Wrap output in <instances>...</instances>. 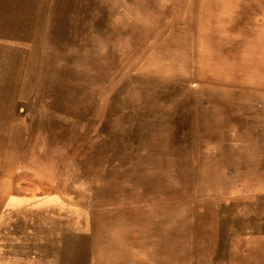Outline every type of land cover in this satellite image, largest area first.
I'll return each instance as SVG.
<instances>
[{
	"label": "rangeland",
	"instance_id": "374dc122",
	"mask_svg": "<svg viewBox=\"0 0 264 264\" xmlns=\"http://www.w3.org/2000/svg\"><path fill=\"white\" fill-rule=\"evenodd\" d=\"M0 51V264H264V0H0Z\"/></svg>",
	"mask_w": 264,
	"mask_h": 264
},
{
	"label": "crops",
	"instance_id": "0c3cea01",
	"mask_svg": "<svg viewBox=\"0 0 264 264\" xmlns=\"http://www.w3.org/2000/svg\"><path fill=\"white\" fill-rule=\"evenodd\" d=\"M17 199V200H16ZM23 200V198L22 199H19V198H10V200H8L7 199V201H8V205L10 206V207H22V205H23V203H25V202H23L22 201ZM29 204V203H28ZM8 237V236H7ZM45 236H43L42 237V239H44L45 240V238H44ZM9 240V239H8ZM62 240H63V238H62ZM41 241V240H40ZM64 244H61L62 246H56V247H53V248H51V249H49V250H46V249H48V248H46L45 249V247H44V250H42V251H44V252H52V253H54V255H55V264H67V262H66V258H65V253L67 252V245H68V243H69V240H68V238L67 237H65L64 238ZM12 243V242H11ZM42 245L43 246H45L46 245V240L45 241H42ZM13 246V245H12ZM9 247H10V245H9V243L6 245V248H3V249H0V254L2 255V256H0V257H2L3 259H1V261L2 260H4V259H6V258H8V256H6L5 257V255L4 254H9L10 253V251L12 250V248H10L9 249Z\"/></svg>",
	"mask_w": 264,
	"mask_h": 264
},
{
	"label": "bare ground",
	"instance_id": "6f19581e",
	"mask_svg": "<svg viewBox=\"0 0 264 264\" xmlns=\"http://www.w3.org/2000/svg\"><path fill=\"white\" fill-rule=\"evenodd\" d=\"M25 1L27 2V0H25ZM27 4H28V3H27ZM29 4H30V2H29ZM24 5L26 6V4H24ZM27 7H28V6H27ZM27 7H26V8H27ZM24 13H25V12H24ZM24 13H23V14H24ZM25 15H27V14H25ZM22 19H24V18H22ZM4 47H5V46H4ZM12 49H13V48H12ZM2 50H3V48H2ZM0 52H1V51H0ZM2 53H3V52H2ZM1 55H2V54H1ZM3 68H4V67H3Z\"/></svg>",
	"mask_w": 264,
	"mask_h": 264
}]
</instances>
